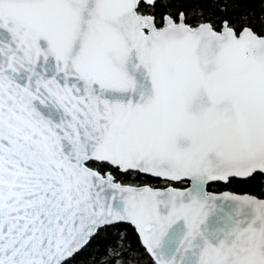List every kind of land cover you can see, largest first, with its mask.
<instances>
[{
    "label": "snow or ice",
    "instance_id": "6c2138e0",
    "mask_svg": "<svg viewBox=\"0 0 264 264\" xmlns=\"http://www.w3.org/2000/svg\"><path fill=\"white\" fill-rule=\"evenodd\" d=\"M0 264H264V0H0Z\"/></svg>",
    "mask_w": 264,
    "mask_h": 264
}]
</instances>
